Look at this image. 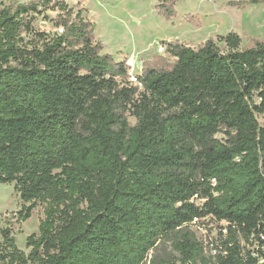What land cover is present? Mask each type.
<instances>
[{
  "label": "trees",
  "instance_id": "16d2710c",
  "mask_svg": "<svg viewBox=\"0 0 264 264\" xmlns=\"http://www.w3.org/2000/svg\"><path fill=\"white\" fill-rule=\"evenodd\" d=\"M155 1L176 16L180 0ZM250 5L264 0L227 4ZM84 12L0 10V185L20 223L43 207L27 254L0 230V264H264V39L166 43L174 61L144 64L135 85ZM194 220L218 229L214 256Z\"/></svg>",
  "mask_w": 264,
  "mask_h": 264
},
{
  "label": "rangeland",
  "instance_id": "374dc122",
  "mask_svg": "<svg viewBox=\"0 0 264 264\" xmlns=\"http://www.w3.org/2000/svg\"><path fill=\"white\" fill-rule=\"evenodd\" d=\"M32 1L36 0H0V10ZM62 1L73 8L74 13L85 10L82 16L95 25L94 41L102 45V54L111 56L117 62L134 57L137 64H141L134 71L136 76L141 74L144 64L153 63L158 57L168 63L174 61L167 52L163 55L157 53L159 45L166 47V43L180 42L191 47L230 31L242 38V47L247 44V37L264 39V5H250L243 10L227 6L229 2L250 0H180L175 5L174 18L160 13L155 0ZM56 15V12H47L51 19ZM37 27L46 33H61L49 21L39 20ZM258 120L260 123L264 121L262 117ZM22 206L13 184L0 185V230L11 229L18 249L27 254L26 239L37 233L43 218V207H36L30 219L20 223ZM200 226V230L198 226L192 229L199 240L209 243L217 240L218 229L215 226L207 220ZM167 247L169 251V244ZM206 254L212 256L213 252L209 248Z\"/></svg>",
  "mask_w": 264,
  "mask_h": 264
},
{
  "label": "built area",
  "instance_id": "2783aa9c",
  "mask_svg": "<svg viewBox=\"0 0 264 264\" xmlns=\"http://www.w3.org/2000/svg\"><path fill=\"white\" fill-rule=\"evenodd\" d=\"M165 52H166V47L164 45H159L158 48H157V53L159 55H163ZM125 65L128 68L129 81L136 85V79H135L136 75L134 74V71L136 69H138L136 60L133 57H129V58L126 59ZM200 224H202V221L194 220L191 223V229H193V228L198 226L199 228L198 227L197 228H198V230H200L201 229L200 228L201 227ZM200 242L202 243V245L204 247L205 253L210 248L211 251L213 252L212 256H214V254H215L214 241L209 243V242H205V241H201L200 240Z\"/></svg>",
  "mask_w": 264,
  "mask_h": 264
},
{
  "label": "crops",
  "instance_id": "0c3cea01",
  "mask_svg": "<svg viewBox=\"0 0 264 264\" xmlns=\"http://www.w3.org/2000/svg\"><path fill=\"white\" fill-rule=\"evenodd\" d=\"M248 7V6H247ZM238 9V8H235ZM234 32V31H233ZM216 36H220V35H216ZM205 42V41H204ZM197 45L191 46L192 48H195ZM134 58V57H133Z\"/></svg>",
  "mask_w": 264,
  "mask_h": 264
},
{
  "label": "water",
  "instance_id": "95a60500",
  "mask_svg": "<svg viewBox=\"0 0 264 264\" xmlns=\"http://www.w3.org/2000/svg\"><path fill=\"white\" fill-rule=\"evenodd\" d=\"M137 66L140 68L141 64H140V63H138V64H137Z\"/></svg>",
  "mask_w": 264,
  "mask_h": 264
}]
</instances>
